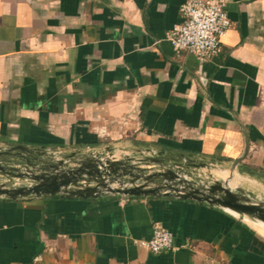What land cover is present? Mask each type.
Wrapping results in <instances>:
<instances>
[{
    "label": "crops",
    "instance_id": "0c3cea01",
    "mask_svg": "<svg viewBox=\"0 0 264 264\" xmlns=\"http://www.w3.org/2000/svg\"><path fill=\"white\" fill-rule=\"evenodd\" d=\"M185 0H0V150L188 161L264 196V0L200 61ZM162 227L176 249L139 244ZM0 264H264V225L176 198H0Z\"/></svg>",
    "mask_w": 264,
    "mask_h": 264
},
{
    "label": "water",
    "instance_id": "95a60500",
    "mask_svg": "<svg viewBox=\"0 0 264 264\" xmlns=\"http://www.w3.org/2000/svg\"><path fill=\"white\" fill-rule=\"evenodd\" d=\"M175 162L153 157H117L112 150L68 156L13 144L0 150V198H176L208 204L264 225V196L231 185L239 161L227 179L198 172L204 164L195 165L196 169L190 171L187 160Z\"/></svg>",
    "mask_w": 264,
    "mask_h": 264
},
{
    "label": "built area",
    "instance_id": "2783aa9c",
    "mask_svg": "<svg viewBox=\"0 0 264 264\" xmlns=\"http://www.w3.org/2000/svg\"><path fill=\"white\" fill-rule=\"evenodd\" d=\"M180 13L182 21L169 32L168 41L177 52L211 60L231 27L227 0H185ZM139 244L155 254L176 249L173 233L162 227H156L152 238Z\"/></svg>",
    "mask_w": 264,
    "mask_h": 264
},
{
    "label": "rangeland",
    "instance_id": "374dc122",
    "mask_svg": "<svg viewBox=\"0 0 264 264\" xmlns=\"http://www.w3.org/2000/svg\"><path fill=\"white\" fill-rule=\"evenodd\" d=\"M205 175H206V176H209V173L207 172V173H205ZM209 177H210V176H209Z\"/></svg>",
    "mask_w": 264,
    "mask_h": 264
}]
</instances>
